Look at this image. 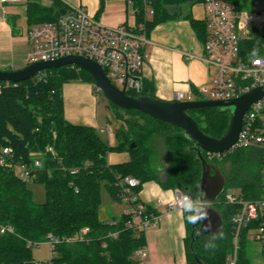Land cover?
Listing matches in <instances>:
<instances>
[{"label": "trees", "instance_id": "trees-1", "mask_svg": "<svg viewBox=\"0 0 264 264\" xmlns=\"http://www.w3.org/2000/svg\"><path fill=\"white\" fill-rule=\"evenodd\" d=\"M132 1L137 26H125L149 38L157 25L178 19L183 5L204 0ZM248 3L249 0H235L238 10H246ZM149 8L153 11L152 16L148 15ZM62 10L65 9L57 2L51 6L31 2L28 22L31 26L56 21ZM188 18L206 42V22ZM257 46L259 55L264 54V31L252 29L250 37L241 43V55L249 57L253 47ZM76 79L94 82L88 72L74 66L51 69L21 83L0 82V149L12 148L14 164H33L35 159L41 160L42 168L33 172L31 180L45 185L47 191L46 201L36 203L32 190L16 167L0 163V264H142L136 252L146 245L145 234L130 228L128 217L124 215L114 221L101 218L102 186L105 185L115 203L121 202L115 176L135 177L141 181V187L155 181L166 189L178 188L193 197L198 195L202 163L182 129L139 110H125L110 103L117 121L114 132L118 141L116 145H110L102 139L98 129L70 123L65 118L62 86ZM128 94L158 98L154 85L145 79L141 91L130 87ZM198 99L202 98L198 95ZM189 113L199 128L214 138H221L229 128L230 114L218 108L194 109ZM158 138H164L173 155L163 182L155 167ZM49 147H53L54 153L47 150ZM113 151L126 152L130 158L111 165L108 155ZM204 156L210 163L220 159H210L208 153ZM72 167L80 168L79 172L72 174L69 169ZM226 180L227 188L232 178ZM250 190L244 189L248 199L261 197ZM224 194L222 202L217 204L224 220L223 238L216 240L213 255L203 256L197 248L205 236L194 239L193 225L189 224L188 264H230L234 253L232 216L237 207L226 204ZM1 226L12 227L13 232H2ZM256 226L257 223H253L244 231L236 264H251L245 239ZM84 227L91 229L89 242H61L54 248L49 261L34 260V245L46 242L50 235L57 238L73 236ZM115 232L118 236L111 237L110 234Z\"/></svg>", "mask_w": 264, "mask_h": 264}, {"label": "built area", "instance_id": "built-area-1", "mask_svg": "<svg viewBox=\"0 0 264 264\" xmlns=\"http://www.w3.org/2000/svg\"><path fill=\"white\" fill-rule=\"evenodd\" d=\"M20 1L22 0H0V3ZM204 4L206 10L204 21L207 30L204 61L211 68L212 75L208 84L199 90V96L208 95L202 99L226 100L237 98L253 88L263 86L264 63L257 66L249 57L244 58L241 55V43L250 37L252 29L264 31V13L238 10L235 0H204ZM148 15L152 16L153 11L148 12ZM27 38L29 43L27 65L69 55L83 56L101 64L108 77L121 89L127 81V74L140 76L146 59L145 46L149 43V38L145 34L136 33L124 25L105 26L84 7L74 6L68 8L56 21L29 26ZM186 56L194 58L191 54ZM259 56L264 59V54ZM130 87L138 90V84L133 86L132 79H129L127 89ZM196 99L198 96L193 92H177L174 100ZM98 132L112 133L114 129L108 126L98 129ZM254 147L261 151L264 191V97L255 102L246 114L241 135L231 152ZM47 150L54 153L53 147ZM12 153L11 147L1 148L0 163L4 166L16 167L23 181L31 180L33 172L42 168L43 164L39 159H35L33 164H14ZM208 156L214 159L221 157L222 154L208 153ZM69 169L72 174H77L80 170L78 167ZM115 184L121 198L118 204L123 207L121 215L128 217L130 228L146 235L150 228L157 225L160 218L157 209L162 203L151 205L143 202L138 190L141 181L135 177L115 176ZM225 203L237 207L232 216L235 252L230 264H236L242 234L253 223H257V226L252 238L262 244L264 253V196L248 199L244 194H225ZM168 210L174 211L169 206ZM1 231L13 232V228L1 226ZM90 232L89 227H84L70 237L57 238L50 235L46 242L53 256L57 244L89 242ZM110 236L116 237L118 232L111 233ZM136 253L142 264H150L147 245Z\"/></svg>", "mask_w": 264, "mask_h": 264}, {"label": "crops", "instance_id": "crops-1", "mask_svg": "<svg viewBox=\"0 0 264 264\" xmlns=\"http://www.w3.org/2000/svg\"><path fill=\"white\" fill-rule=\"evenodd\" d=\"M31 2L44 6L57 2L65 10L72 6L84 7L90 15L109 27L137 26L132 0H22L0 3V66L5 67V70H18L27 65V30L30 26L28 6ZM246 10L264 13V0H249ZM180 15L178 19L157 25L152 31L149 43L145 46L146 59L140 72L142 80L154 85L158 98L169 101L175 99L177 92H193L198 96L199 90L208 84L212 75L211 68L204 61L205 42L188 18L189 16L201 22L205 20L204 1L183 5ZM18 52H21L20 59L13 67L9 62ZM186 54H191L194 58H187ZM160 180L165 181L166 175L160 176ZM161 189L167 190L158 182H147L141 187L140 198L145 203L155 205L160 202ZM113 207L114 211L123 208L118 203ZM157 210L160 212L158 223L145 235L150 264H188L189 224L179 211H170L167 205L162 204ZM105 213L104 221H114L121 215L111 219L110 212L106 210ZM169 216L171 220L168 219ZM250 231L247 234L249 237ZM253 251V264H263V246ZM249 259L252 264L251 257Z\"/></svg>", "mask_w": 264, "mask_h": 264}, {"label": "water", "instance_id": "water-1", "mask_svg": "<svg viewBox=\"0 0 264 264\" xmlns=\"http://www.w3.org/2000/svg\"><path fill=\"white\" fill-rule=\"evenodd\" d=\"M65 12L66 10H62L61 14ZM65 66H74L88 72L98 89L113 105L125 110H139L152 118L183 130L186 137L192 142V149L202 163L199 192L201 190L206 192L210 202L208 209L211 223L210 229L205 230V226L201 224L193 225L192 236L196 239L206 235L212 236L213 233L222 231L224 220L220 212L214 207V204L224 194L227 180L224 173L205 158L204 153L223 155L231 152L241 135L246 114L255 102L264 97V85L253 88L237 98L226 100L169 101L144 95L136 97L128 94V81L132 79L133 86L138 84V91H141L142 77L127 74V81L121 89L112 82L101 64L77 55L29 64L18 70L0 69V82L21 83L36 77L40 73ZM200 108H218L220 111L230 114L229 128L224 136L219 139L214 138L199 128L197 121L189 111ZM133 147L134 145L131 146V148ZM205 223L207 224L208 222Z\"/></svg>", "mask_w": 264, "mask_h": 264}, {"label": "rangeland", "instance_id": "rangeland-1", "mask_svg": "<svg viewBox=\"0 0 264 264\" xmlns=\"http://www.w3.org/2000/svg\"><path fill=\"white\" fill-rule=\"evenodd\" d=\"M151 9H148L150 12ZM20 53L18 52L15 56L11 57V66L15 67L17 60L20 59ZM28 55V54H27ZM0 69L5 70V67L0 66ZM63 104H64V115L65 118L74 124H80L95 129L107 128L111 126L113 129L116 126L117 121L114 118L113 110L111 109L110 102L105 95L98 89L93 81H87L83 79H76L66 82L62 86ZM208 95L201 96L205 98ZM200 97V96H199ZM105 141L109 142L110 145L117 144L116 133H99ZM157 158L155 159V167L158 170L159 176H165L166 168L173 161V155L166 147L164 138H158L156 143ZM218 157L217 162H212L218 165L219 169L224 173L226 178H232V182L226 188L225 194L227 195H242L245 194L244 189L247 188L249 191L253 189L260 196H264L262 187V165H261V151L259 148L254 147L250 149H241L238 152L227 153ZM130 158L126 152H110L108 155V162L111 165H116L128 161ZM160 169H165L161 171ZM19 174V171H18ZM28 187L33 192L34 201L38 204L46 201V187L45 185L29 180L27 182ZM224 194V195H225ZM102 195V206L100 209V216L102 219L106 216V210L110 212V218H117L121 214L120 210L114 211L113 206L115 203L111 199V196L105 185L101 189ZM225 197V196H224ZM222 197L217 200L214 207L217 208L218 201L222 202ZM224 199V198H223ZM221 214V213H220ZM256 229L251 228L250 237L246 236V251L248 256L251 257L253 264V256L256 248H261L262 244L252 238ZM244 233L240 239V247L244 242ZM211 236L207 235L200 241L198 252L203 256H211L214 253V249H205L204 243L208 241ZM217 240V239H216ZM214 241V243L216 242ZM235 252V248H234ZM32 255L36 262H47L51 259L52 252L47 242L34 245L32 247ZM234 256H231V260ZM231 263V261H230ZM255 264V262H254ZM264 264V262H263Z\"/></svg>", "mask_w": 264, "mask_h": 264}, {"label": "clouds", "instance_id": "clouds-1", "mask_svg": "<svg viewBox=\"0 0 264 264\" xmlns=\"http://www.w3.org/2000/svg\"><path fill=\"white\" fill-rule=\"evenodd\" d=\"M249 58L257 66L264 63V59L259 56V47H253L249 54ZM164 171L165 169H160ZM160 203L177 210L184 217L187 224L196 225L201 224L205 226V230L210 229V216L208 209L210 202L207 198V193L201 190L196 197L181 192L180 189L160 190ZM171 220V216L168 218ZM205 222H208L207 224ZM186 235V233H185ZM218 238H223V233L218 231L213 233L211 238L204 243L205 249H214L216 247L214 241Z\"/></svg>", "mask_w": 264, "mask_h": 264}, {"label": "flooded vegetation", "instance_id": "flooded-vegetation-1", "mask_svg": "<svg viewBox=\"0 0 264 264\" xmlns=\"http://www.w3.org/2000/svg\"><path fill=\"white\" fill-rule=\"evenodd\" d=\"M196 235V234H195Z\"/></svg>", "mask_w": 264, "mask_h": 264}]
</instances>
